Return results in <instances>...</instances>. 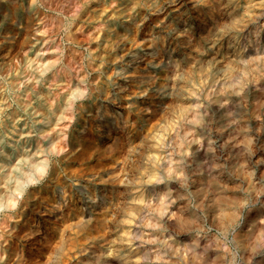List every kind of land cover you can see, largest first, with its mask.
Wrapping results in <instances>:
<instances>
[{
    "label": "rangeland",
    "instance_id": "374dc122",
    "mask_svg": "<svg viewBox=\"0 0 264 264\" xmlns=\"http://www.w3.org/2000/svg\"><path fill=\"white\" fill-rule=\"evenodd\" d=\"M55 1L6 17L0 33V176L14 173L0 191L16 200L0 207V264H75L94 241L114 264H263L264 0ZM181 41L197 47L190 64ZM60 71L70 76L57 82ZM47 127L66 143L48 154L36 146L50 145ZM204 181L217 185L203 195ZM219 193L231 202L223 209L210 202Z\"/></svg>",
    "mask_w": 264,
    "mask_h": 264
},
{
    "label": "bare ground",
    "instance_id": "6f19581e",
    "mask_svg": "<svg viewBox=\"0 0 264 264\" xmlns=\"http://www.w3.org/2000/svg\"><path fill=\"white\" fill-rule=\"evenodd\" d=\"M41 1V4H43V6H45L44 5V3H45V1H47V2H53V1H55V0H40ZM68 1H70V0H68ZM207 1V0H206ZM55 2H58V3H60V4H63V1H61V0H56ZM204 2H205V0H204ZM37 0H32L31 1V3H29L27 6L25 5V7H24V4H21V3H19L18 2V0H6V2L5 3H3V2H1L0 1V33L2 32V27H3V23H4V21H5V19H6V17H9V16H14V18H19L20 16H21V10L22 9H25V12L27 13V14H31V13H33V11H34V13L38 10V6H37ZM58 3H57V5H58ZM68 3V2H67ZM69 3H71V1L69 2ZM51 6L53 5V4H55L54 2H53V4H51V3H49ZM82 4V6L83 5H85V1L83 2V3H81ZM215 4V3H214ZM213 4V5H214ZM219 4V2L216 4V5H218ZM70 5V4H69ZM212 5V6H213ZM37 6V7H36ZM46 6H48V5H46ZM64 6V5H63ZM211 5H209V7H210ZM65 7V6H64ZM63 7V8H64ZM68 7V6H67ZM54 8V7H53ZM58 8V6H56V9ZM215 8V7H214ZM213 8V9H214ZM42 9V8H41ZM210 9V8H209ZM212 9V10H213ZM64 10H65V8H64ZM6 11H9V12H6ZM42 11V10H41ZM210 11V10H209ZM218 9H216V13H217V15H218ZM259 11H261V10H259ZM42 13V12H41ZM215 13V14H216ZM9 14V15H8ZM11 14V15H10ZM79 13H76L75 12V14H74V17H73V21H76L75 20V18H81V17H79V15H78ZM207 14H208V12H207ZM258 14V13H257ZM7 15V16H6ZM42 15V14H41ZM39 16H40V13H39ZM85 16V15H84ZM208 16H213V15H208ZM221 16V15H220ZM44 17V16H43ZM47 17H48V15H47ZM72 17V16H71ZM92 17V16H91ZM215 17V16H214ZM24 18H26V17H24ZM42 18V17H41ZM217 18L219 19V16H217ZM8 19H10V18H8ZM48 19V18H47ZM46 19V21H48ZM58 19V18H57ZM260 19V18H259ZM26 20V19H25ZM52 20V19H51ZM54 21H56L55 19H53ZM212 20V19H211ZM217 19H215L214 21H216ZM225 20V19H224ZM46 21H43V23L44 22H46ZM53 21V22H54ZM213 21V20H212ZM223 21V20H222ZM226 21V20H225ZM260 21H262V20H260ZM57 22V21H56ZM55 22V23H56ZM218 22V21H217ZM224 22V21H223ZM60 23H62V20H61V18L60 19H58V22H57V24H55L54 26V28H58L59 27V25H60ZM78 23V22H77ZM59 24V25H58ZM204 24V23H203ZM62 25H64V24H62ZM61 25V26H62ZM76 25V24H75ZM202 25V24H201ZM217 25H218V23H217ZM211 26V25H210ZM202 27H204L203 25H202ZM213 27V26H212ZM53 28V29H54ZM60 28V27H59ZM58 28V29H59ZM64 28V27H63ZM110 28V27H109ZM204 29V28H203ZM214 29V28H213ZM71 30V29H70ZM207 30V29H206ZM209 30V29H208ZM59 31V30H58ZM115 31H117V30H115ZM45 32V31H44ZM69 32V31H68ZM208 32V31H207ZM6 33V32H5ZM252 34V33H251ZM188 35H189V33H188ZM191 35V34H190ZM206 35H207V33H206ZM198 36H199V34H198ZM201 36H202V34H201ZM67 38H69V39H71L72 38V33H68L67 34V36H66ZM188 37V36H187ZM186 37V38H187ZM191 37V36H190ZM200 37V36H199ZM66 38V39H67ZM74 38V37H73ZM182 38H184L183 36H182ZM197 38V37H196ZM21 39V38H20ZM68 39V40H69ZM75 39H77L76 37H75ZM199 39V38H198ZM203 39V38H202ZM42 40V39H41ZM72 40V39H71ZM184 40V39H183ZM21 41V40H20ZM179 41V40H178ZM196 41V40H195ZM73 42V41H72ZM180 42V41H179ZM182 42V44H183V46H184V48H185V50H186V60H187V64H190V62H192L193 60V58H195V54H196V51L198 52V50H197V47H196V45H194V43H190V42H187V41H181ZM197 43V42H196ZM201 43V42H200ZM182 49V48H181ZM21 50V49H20ZM68 50V49H67ZM183 50V49H182ZM17 51V50H16ZM22 51V50H21ZM39 51V50H38ZM184 51V50H183ZM72 52V51H71ZM99 53V52H98ZM100 53H102V52H100ZM57 55V54H56ZM70 55V54H69ZM71 55H73V54H71ZM94 55V54H93ZM93 55H91V57L93 56ZM29 56V55H28ZM54 56V55H53ZM73 57H75V56H73ZM96 57V56H95ZM197 57V56H196ZM47 58V57H46ZM56 58V57H55ZM54 58V61L53 62H49L50 61V59H49V61H48V64H47V66H46V69H52L54 66H55V64H56V62H57V60L59 59V57H57V59H55ZM243 58V57H242ZM247 58V57H246ZM48 59V58H47ZM5 60H6V58H5ZM40 60V59H39ZM44 60V59H43ZM42 60V61H43ZM53 60V59H52ZM90 60V59H89ZM192 60V61H191ZM4 61V60H3ZM46 61V60H45ZM44 61V62H45ZM91 61V60H90ZM37 62V61H36ZM44 62H41L40 64L42 65V63H44ZM96 63V62H95ZM10 64V63H9ZM88 64V63H87ZM90 64V63H89ZM29 65V64H28ZM186 65V64H185ZM253 65V64H252ZM10 66V65H9ZM23 66H25V65H23ZM90 66V65H89ZM184 66V65H183ZM4 67H6V65H4L3 66V68ZM187 67H190V66H187ZM186 67V68H187ZM37 68V67H36ZM170 68V67H169ZM62 69V68H61ZM187 69H189V68H187ZM5 70V69H4ZM23 70V69H22ZM40 70V69H39ZM2 71V70H1ZM190 71V70H189ZM3 72V71H2ZM24 71H22L21 73H23ZM235 72V71H234ZM137 73V72H136ZM141 73V72H140ZM132 74V73H131ZM135 74V73H134ZM52 75H53V73H52ZM138 75H140L139 73H138ZM64 76H70L69 74L67 75V74H64L63 75V73L60 71L57 75H56V78H57V82H58V80L59 81H61V80H64L65 78H64ZM5 77V76H4ZM24 77V76H23ZM52 78H54L53 76H51ZM64 78V79H63ZM10 80V79H9ZM12 80V79H11ZM17 80H19V81H21L20 79H17ZM48 80V79H47ZM50 80V79H49ZM55 80V79H54ZM16 81V80H15ZM51 81H52V79H51ZM56 81V80H55ZM42 82V81H41ZM19 83H21V82H19ZM54 83V82H53ZM26 84V83H25ZM31 85V84H30ZM33 85V84H32ZM13 87V86H12ZM93 87V86H92ZM91 87V88H92ZM25 88V87H24ZM81 89V88H80ZM95 89V88H94ZM40 91V90H39ZM80 91V90H79ZM82 91H84L83 89H82ZM25 92V91H24ZM141 92V89H140V91H138V93H139V95L141 94L140 93ZM38 93V92H37ZM40 93V92H39ZM45 93V92H44ZM57 93V92H56ZM55 93V95H57ZM17 94V93H16ZM43 94V93H42ZM76 95H77V93H75ZM80 94H81V91H80ZM25 96V95H24ZM28 96V95H27ZM45 96V95H44ZM79 96H81V95H79ZM65 97V96H64ZM6 98V97H5ZM28 98V97H27ZM50 98H51V96H50ZM29 99V98H28ZM46 99V98H45ZM58 99H59V102H63V100H62V98H61V96L60 95H58ZM70 99V98H69ZM3 100V99H2ZM65 100V99H64ZM30 101V100H29ZM29 101L27 102L26 101V103L25 104H27V103H29ZM56 101V100H55ZM142 101V100H141ZM19 102V101H18ZM58 102V101H57ZM61 102V103H62ZM20 103V102H19ZM60 103V104H61ZM64 103V102H63ZM149 103V102H148ZM152 103V102H151ZM170 103V102H169ZM24 104V105H25ZM53 100L51 99V101H49L48 100V97H47V102H46V108H49V110H50V108L53 106ZM57 104V103H56ZM5 105H7V104H5ZM219 105H220V103H219ZM227 105V104H226ZM59 106V105H58ZM72 106H74L73 105V101L72 100H68V101H66L65 102V106H64V109L63 110H71L72 109ZM228 106V105H227ZM59 107H62V105L61 106H59ZM59 107H58V109H59ZM139 107V106H138ZM13 108V107H12ZM63 108V107H62ZM61 108V109H62ZM169 108V107H168ZM74 109V108H73ZM37 110V109H36ZM53 109H51V111H52ZM140 110V109H139ZM192 110V109H191ZM197 110V109H196ZM10 111H12V110H10ZM39 111H41V110H39ZM59 111V110H58ZM57 111V112H58ZM145 111V110H144ZM202 111V110H201ZM205 111V110H204ZM36 112V111H35ZM54 112V111H53ZM52 112V113H53ZM141 112V111H140ZM160 112V111H159ZM14 113V112H13ZM42 113V112H41ZM44 113V112H43ZM56 113V112H55ZM62 113H64V112H62ZM68 113V112H67ZM136 113V112H135ZM162 113V112H161ZM166 113V112H165ZM188 113V112H187ZM35 114V113H34ZM57 114V113H56ZM65 114L66 113H64V115L63 116H65ZM72 114V113H71ZM167 114H169L168 112H167ZM193 114H195V113H193ZM198 114H200V112L198 113ZM62 115V114H61ZM165 115V114H164ZM46 116V115H45ZM147 116V115H146ZM69 117V116H68ZM145 117V116H144ZM197 117H198V115H197ZM47 118H48V116H47ZM53 118H56V117H53ZM71 118V117H70ZM149 118V117H148ZM231 118V117H230ZM41 119V118H40ZM149 120V119H148ZM54 121V120H53ZM145 121H147V120H145ZM49 122V121H48ZM47 123V122H46ZM51 123V122H50ZM150 123V122H149ZM242 124V123H241ZM51 125V124H50ZM244 126V125H243ZM49 127V126H48ZM46 128V129H42L41 131H40V133H43L42 135H43V138H45V137H48L49 138V141H50V145L49 146H47V147H44V146H40L39 145V142L38 143H36V146H37V151H40L41 153H43V152H45L46 154H48L49 152H53L54 150H56V151H58V150H60L62 147H63V143L64 144H66L63 140H59V141H54V139L56 138L54 135H53V133L51 134V135H49L48 134V130H50V128ZM52 127V126H51ZM186 127V126H185ZM52 129V128H51ZM149 129V128H148ZM59 130V129H58ZM63 131V130H62ZM20 132V131H19ZM44 132H46L45 134H44ZM59 132V131H58ZM24 133V132H23ZM233 133H235V132H233ZM230 134V133H229ZM114 135V134H113ZM239 135H241V134H239ZM238 135V136H239ZM60 136H62V135H60ZM59 136V137H60ZM144 136V135H143ZM242 136V135H241ZM224 137V136H223ZM61 138H63V136L61 137ZM209 138V137H208ZM239 138V137H238ZM211 139V138H210ZM37 141V140H36ZM109 143V142H108ZM225 143V142H224ZM85 144V143H84ZM132 144V143H131ZM197 144V143H196ZM199 144V143H198ZM197 144V145H198ZM202 144V143H201ZM144 145V144H143ZM209 145H211V144H209ZM65 146V145H64ZM212 146V145H211ZM202 147H205L204 146V144H203V146ZM122 148V147H121ZM127 148V147H126ZM197 148V147H196ZM214 148V147H213ZM235 148V147H234ZM131 149V148H130ZM126 151V150H125ZM17 152V151H16ZM40 152H38V153H40ZM141 152V151H140ZM37 153V154H38ZM142 153V152H141ZM216 153V152H215ZM240 154V153H239ZM139 155V154H138ZM170 155H172V154H170ZM201 155H202V153H201ZM23 156H24V154H23ZM88 156V155H87ZM15 157V156H14ZM41 157V156H40ZM17 158V157H16ZM137 158V157H136ZM140 158V157H139ZM238 158V157H237ZM239 158H240V156H239ZM242 158V157H241ZM38 159V158H37ZM232 159H234V158H232ZM29 160V159H28ZM137 160V159H136ZM140 160V159H139ZM204 160V159H203ZM129 161V160H128ZM133 161V160H132ZM213 161V160H212ZM232 161V160H231ZM30 162H31V160H30ZM37 162V161H36ZM148 162V161H147ZM230 162V161H229ZM103 163V162H102ZM122 163V162H121ZM125 163V162H124ZM241 163V162H240ZM30 164V163H29ZM35 164V165H34ZM204 164H206V163H204ZM215 164V166H217L216 165V163H214ZM12 165V164H11ZM103 165V164H102ZM124 165V164H123ZM213 165V164H212ZM29 167H31L32 168V170L34 169H36L37 170V172H38V177H40L41 175H43L44 173H48V177H51V179L50 180H52L53 178H54V172L50 169V170H48V168H46V166H45V163H42V164H40V166L38 165V163H32ZM138 168V167H137ZM170 168V167H169ZM22 169V168H21ZM129 169V168H128ZM173 169V168H172ZM64 170V169H63ZM120 170V169H119ZM166 170V169H165ZM168 170V169H167ZM244 170V169H243ZM26 171V170H25ZM124 171V170H123ZM3 172V171H2ZM5 172V171H4ZM10 172V171H9ZM22 172V171H21ZM27 172H29V171H27ZM27 172H25L26 174H27ZM120 172V171H119ZM170 172V171H169ZM168 172V173H169ZM172 172V171H171ZM36 173V172H35ZM23 174V173H22ZM29 174V173H28ZM28 174H27V176H28ZM36 175V174H35ZM8 174L7 175H4V177H3V175H2V177H3V181L1 180L0 181V184H1V182H3L2 184H3V186H1V188H8V181L10 180V178H12L13 176H14V173H11L10 174V176H8ZM36 176V177H37ZM59 176V175H58ZM119 176V175H118ZM205 176L206 175H204V179H205ZM213 176V175H212ZM211 176V177H212ZM1 177V176H0ZM1 177V178H2ZM102 177V176H101ZM104 177V176H103ZM210 177V178H211ZM15 178V177H14ZM18 178V177H17ZM31 178V177H30ZM56 178V177H55ZM190 178V177H189ZM200 178V177H199ZM20 178H18V182L16 183L15 181V183L14 184H17L15 187H16V189H18V190H20V192H22L23 191V189H22V187H18V184H20L19 183V180ZM22 179V178H21ZM100 179V178H99ZM103 179V178H102ZM104 179H106V178H104ZM206 179H207V177H206ZM206 179H205V181H206ZM212 179V178H211ZM218 179V178H217ZM255 179V178H254ZM120 180H121V178H120ZM123 180V179H122ZM121 180V181H122ZM196 180V179H195ZM194 180V181H195ZM22 181H23V179H22ZM28 181V180H27ZM56 181H58V179H56ZM96 181V180H95ZM94 181V182H95ZM105 181V180H104ZM204 181V184H205V188H202L201 189V191H202V193H203V195L204 194H206V190H210V189H213V188H216L215 186L217 185H215L214 183H212V182H210V181H207V183ZM218 181H220V182H223V181H221V180H218ZM29 182V181H28ZM113 182V181H112ZM186 182V181H185ZM231 182V181H230ZM22 183H24V182H22ZM21 183V184H22ZM176 183V182H175ZM224 183V182H223ZM1 184V185H2ZM14 184H13V187H14ZM198 184V183H197ZM227 184V183H226ZM230 184V183H229ZM221 185V184H220ZM11 186V185H10ZM61 186V185H60ZM119 186V185H118ZM196 186V185H195ZM194 186V187H195ZM120 188V187H119ZM126 188V187H125ZM221 188L223 189V187L221 186ZM8 189H10V188H8ZM14 189V188H13ZM13 189H11V190H13ZM62 189V188H61ZM60 189V190H61ZM99 189H101V188H99ZM122 189V188H121ZM118 190V189H117ZM124 190V189H123ZM126 190V189H125ZM218 190H220V188L218 189ZM6 189L4 190L3 189V191H0V207L1 206H6V207H11V206H13V205H15V199L12 197L13 196V194H12V196H10V194L9 195H7L6 196ZM66 191V190H65ZM93 191V190H92ZM128 191V190H127ZM13 192H14V190H13ZM62 192V191H61ZM63 192H64V190H63ZM195 192H197V191H195ZM208 192V191H207ZM213 192V191H212ZM7 193H8V191H7ZM33 193V192H32ZM124 193V192H123ZM127 193V192H126ZM201 193V194H202ZM210 192H208V194H209ZM17 194H18V192H17ZM34 194V193H33ZM94 194V193H93ZM122 190H119V191H116V195H115V199H114V204H115V206L114 205H112L113 206V208H121V202L122 201H124V197H121L122 195ZM197 194V193H196ZM195 194V195H196ZM200 194V193H199ZM212 194H215V193H212ZM224 194V195H223ZM221 193V195H222V197H220V193L218 194V196L216 195L215 197H213V198H211L210 199V202L212 203V205L214 206V208L215 207H217V208H219V209H223V207L227 204V203H231L230 201H229V197L228 196H226V194L225 193ZM65 195V194H64ZM104 195V194H103ZM198 195V194H197ZM202 195V196H203ZM42 196V195H41ZM208 196V195H207ZM213 196V195H212ZM29 196L27 195L26 197H25V199L24 198H22V200L24 201V200H26L27 198H28ZM32 197V196H31ZM94 197V196H93ZM197 197V196H196ZM199 197H201V196H199ZM239 197V196H238ZM21 198V197H20ZM40 198V197H39ZM89 198H90V195H89ZM91 198H92V196H91ZM109 198V197H108ZM122 198H124L123 200H122ZM203 198V197H202ZM207 198V197H206ZM206 198H205V201H206ZM209 198H210V196H209ZM208 198V199H209ZM17 199V198H16ZM30 199V198H29ZM95 199V198H94ZM18 200L19 199H17V202H18ZM22 200H20V201H22ZM103 200V199H102ZM27 201V200H26ZM100 201H101V199H100ZM172 201V200H171ZM201 201H203V200H201ZM88 202V201H87ZM96 202V201H95ZM99 202V201H98ZM182 202H184V201H182ZM181 202V203H182ZM207 202V201H206ZM33 203V202H32ZM52 203H54V202H52ZM101 203V202H100ZM106 203V202H105ZM167 203V202H166ZM172 203V202H171ZM185 203H186V201H185ZM209 203V202H208ZM236 203V202H235ZM234 203V204H235ZM240 203V202H239ZM24 204H26V203H24ZM179 204V203H178ZM200 204H201V202H200ZM22 205V204H21ZM34 205V204H33ZM102 205V204H101ZM144 205V204H143ZM148 205V204H147ZM170 205V204H169ZM184 205V204H183ZM207 205V204H206ZM206 205H205V207H206ZM111 206V205H110ZM123 206V205H122ZM163 206V205H162ZM161 206V207H162ZM181 206V205H180ZM187 206V205H186ZM202 206V205H201ZM235 206V205H234ZM168 207V206H167ZM12 208V207H11ZM22 208V207H21ZM49 208V207H48ZM54 208V207H53ZM83 208V207H82ZM103 208V207H102ZM143 208H144V206H143ZM164 208V207H163ZM182 208H185V206L184 207H182ZM80 209V208H79ZM99 209V208H98ZM112 209V208H111ZM114 209V210H115ZM149 209H151V208H149ZM160 209V208H159ZM166 208H164L163 210H165ZM170 210H171V207L169 208ZM174 209H175V205H174ZM178 209V208H177ZM206 209V208H205ZM232 209V208H231ZM51 210V209H50ZM94 210V209H93ZM97 210V209H96ZM179 210V209H178ZM183 210V209H182ZM208 210V209H207ZM229 210H230V208H229ZM52 211V210H51ZM112 212H113V210H111ZM117 211V210H116ZM115 211V212H116ZM119 211V210H118ZM185 211H186V209H185ZM210 211V210H209ZM217 211V210H216ZM221 211V210H220ZM227 211H228V208H227ZM96 212V211H95ZM101 212V211H100ZM149 212V211H148ZM151 212V211H150ZM161 212V211H160ZM159 212V213H160ZM167 212V211H166ZM171 212V211H170ZM181 213H182V211H180ZM226 212V211H225ZM233 212V211H232ZM111 213V212H110ZM163 213V212H162ZM192 213H194V211L193 212H191V214ZM236 213H238V212H236ZM18 214V213H17ZM87 214V213H86ZM101 214V213H100ZM112 214V213H111ZM113 214H115L114 212H113ZM118 214V213H117ZM195 214V213H194ZM220 214V213H219ZM218 214V215H219ZM82 215V214H81ZM97 215V214H96ZM156 215V214H155ZM164 215V214H163ZM174 215V214H173ZM182 215V214H181ZM187 214H185V216H186ZM226 215V214H225ZM232 215V214H231ZM263 215V214H262ZM9 216H11V215H9ZM100 216V215H99ZM109 216H111V215H109ZM115 216V215H114ZM228 216L230 217V214H228ZM233 216V215H232ZM237 216V215H236ZM83 217V216H82ZM108 217V216H107ZM111 217H113V215L111 216ZM156 217H157V215H156ZM163 217H165V216H163ZM171 217V216H170ZM173 217V216H172ZM187 217V216H186ZM193 218H194V216H192ZM8 218H11V217H8ZM160 218V217H159ZM158 218V219H159ZM166 218H167V216H166ZM237 218V217H236ZM113 219V218H112ZM157 219V220H158ZM170 219V218H169ZM183 219H185V218H183V217H179L178 218V220H179V222H181V221H183ZM231 220L233 219V217H231L230 218ZM235 219V218H234ZM72 220V219H71ZM90 220V219H89ZM171 220H173V218L171 219ZM186 220V219H185ZM188 220H190L189 218H188ZM188 220H186L187 221V223H189L188 222ZM226 220H228V218H226ZM231 220H230V222H231ZM5 221H7V220H5ZM4 221V222H5ZM92 221H93V219H92ZM111 221H113L114 222V219L113 220H111ZM174 221V220H173ZM191 221V220H190ZM220 221H222V220H220ZM3 222V223H4ZM108 222V221H107ZM166 222V221H165ZM164 222V223H165ZM172 222V221H171ZM217 222H218V220H217ZM229 222V223H230ZM3 223H2V225H3ZM8 223V222H7ZM30 223H32V221L30 222ZM91 223V222H90ZM97 223V222H96ZM167 223V222H166ZM165 223V224H166ZM175 223H177V222H175ZM186 223V222H185ZM185 223H184V225H182L183 227L185 226ZM196 223V222H195ZM220 223V222H219ZM222 223V222H221ZM232 223V222H231ZM5 224V223H4ZM38 224V223H37ZM70 224V223H69ZM77 224V223H76ZM105 224H106V222H105ZM107 224H109V223H107ZM106 224V225H107ZM158 224V223H157ZM162 224V223H161ZM171 224V223H170ZM224 224V223H223ZM6 225V224H5ZM105 225V226H106ZM134 225V224H133ZM163 225V224H162ZM161 225V226H162ZM221 225V224H220ZM226 225V224H225ZM230 225V224H229ZM228 225V226H229ZM37 226V225H36ZM104 226V227H105ZM135 226V225H134ZM134 226H132V227H134ZM139 226V225H138ZM158 226H160V225H158ZM6 227V226H5ZM4 227V228H5ZM35 227V226H34ZM72 227V226H71ZM97 227H99V226H97ZM109 227V226H108ZM108 227H105V231H106V233L107 232H110L111 231V229L110 228H108ZM131 227V228H132ZM186 227V226H185ZM189 227V226H188ZM190 227H191V225H190ZM25 228V227H24ZM60 228V227H59ZM135 228V227H134ZM138 228V227H137ZM232 228V227H231ZM256 228V227H255ZM3 229V228H2ZM1 229V230H2ZM36 229V228H35ZM101 229V228H100ZM110 229V230H109ZM139 229V228H138ZM141 229V228H140ZM163 229H165V228H163ZM173 229V228H172ZM257 229H259V227L257 228ZM10 230V229H9ZM28 230V228L26 229V231ZM29 231L30 230H28V232H26V233H29ZM32 231V230H31ZM35 231H37V230H35ZM34 231V232H35ZM105 231H104V233H105ZM136 231V230H135ZM138 231V230H137ZM147 231V230H146ZM2 232V231H1ZM21 232V231H20ZM19 232V230H18V233H20ZM38 232V231H37ZM77 232H79V231H77ZM85 232V231H84ZM92 232H94V231H92ZM175 232V231H174ZM254 232H256L255 230H254ZM253 232V233H254ZM262 232H263V230H262ZM14 233H16V232H14ZM25 233V234H26ZM136 233V232H135ZM167 233V232H166ZM24 234V235H25ZM31 234H33V233H31ZM88 234H89V232H88ZM91 234V233H90ZM164 234H165V232H164ZM57 235V234H56ZM107 235V234H106ZM169 235H170V233H169ZM169 235H167V236H169ZM253 235V234H252ZM1 236V235H0ZM18 236V235H17ZM26 236H27V234H26ZM78 236V235H77ZM110 236V235H109ZM109 236L107 237V238H109ZM165 236V235H164ZM255 236V235H254ZM22 237H24L25 238V236H22ZM27 237H29V235L27 236ZM74 237V236H73ZM101 237L102 238H106V236H105V234H102L101 235ZM162 237H163V235H162ZM201 237V236H200ZM256 237H258L257 235H256ZM261 237V236H260ZM5 237H3V239H4ZM91 238V237H90ZM106 238V239H107ZM157 238H159V237H157ZM243 238V237H242ZM246 238V237H245ZM57 239V238H56ZM139 239V238H138ZM237 239H238V237H237ZM251 239H252V237H251ZM5 240V239H4ZM137 240V239H136ZM167 240V239H166ZM172 240V239H171ZM186 240V239H185ZM204 240V239H203ZM74 241H76V240H74ZM92 241V240H91ZM106 241H108V239L106 240ZM158 241V240H157ZM242 241H244L243 239H242ZM251 241V240H250ZM88 242V241H87ZM135 242V241H134ZM133 242V243H134ZM137 242V241H136ZM140 242V241H139ZM159 242H161V241H159ZM169 242V241H168ZM253 242V241H252ZM252 242H250V243H252ZM12 243V242H11ZM10 243V244H11ZM76 243V242H75ZM166 243V242H165ZM240 243V242H239ZM1 244V243H0ZM15 244V243H14ZM81 244V243H80ZM132 244V243H131ZM161 244H162V242H161ZM186 244V243H185ZM242 244H243V242H242ZM241 244V245H242ZM203 245V244H202ZM137 246V245H136ZM139 246V245H138ZM137 246V247H138ZM159 246H161V245H159ZM163 246H165V245H163ZM171 246V245H170ZM170 246H169V248H170ZM184 246H186V245H184ZM11 247V246H10ZM16 247V246H15ZM77 247V246H76ZM85 247H87L88 248V250H89V255H84V253L82 252L83 251V249L85 248ZM141 247V246H140ZM243 247V246H242ZM1 248V247H0ZM14 248V247H13ZM157 248H159V247H157ZM163 249H164V247H162ZM173 248V247H172ZM191 248V247H190ZM244 248V247H243ZM249 248V247H248ZM8 249V248H7ZM140 249V248H139ZM142 249H144V248H142ZM15 250H17L16 248H15ZM102 250V249H101ZM101 250H100V248H99V246H98V244L94 241V242H92V244H81L80 246H79V248L76 250L77 251V253H76V257H78V259H76L75 260V264H114V263H116L115 261L113 262L112 260H108V259H103L102 258V253H101ZM173 250V249H172ZM2 252H3V250H1ZM9 251V250H8ZM71 251H73V249L71 250ZM70 251V252H71ZM75 251V250H74ZM86 251V250H85ZM127 251V250H126ZM160 251H162V250H160ZM164 251V250H163ZM197 251V250H196ZM1 252V253H2ZM15 252V251H14ZM13 252V253H14ZM144 252V251H143ZM165 252V251H164ZM166 252H169V251H167L166 250ZM177 252H179V251H177ZM247 252V251H246ZM245 252V253H246ZM4 254H6L5 252H3ZM13 253H12V257H13ZM16 254H17V252H15ZM124 253H126V255H127V252H124ZM16 254H14V256L16 255ZM147 254V253H146ZM200 254V253H199ZM7 255V254H6ZM125 255V254H124ZM124 255H122V256H124ZM160 255H162V254H160ZM247 255H248V253H247ZM10 256V255H9ZM163 256V255H162ZM171 256H174L173 254L171 255ZM176 256V255H175ZM183 256V255H182ZM0 257H1V254H0ZM11 257V258H12ZM151 257V256H150ZM169 257V256H168ZM250 257V256H249ZM148 258V257H147ZM157 258H159V257H157ZM164 258V257H163ZM170 258V257H169ZM185 258H186V256H185ZM12 260H13V258H12ZM17 260H18V258H17ZM16 259H15V261H17ZM130 260H132V259H130ZM147 260V259H146ZM160 261H161V259H159ZM187 260V259H186ZM200 260V259H199ZM211 260V259H210ZM143 261V260H142ZM153 261H155V260H153ZM164 261V260H163ZM173 261V260H172ZM3 262V261H2ZM7 262V261H6ZM51 262V261H50ZM144 262V261H143ZM148 262V261H147ZM152 262V261H151ZM165 262H166V260H165ZM178 262V261H177ZM13 263V262H12ZM124 263H127V261H125ZM150 263V262H149ZM153 263V262H152ZM168 263V262H167ZM171 263V262H170ZM210 263V262H209ZM228 263V262H227ZM14 264H16V263H14ZM47 264H49V262L47 263ZM137 264V263H136ZM153 264H163V262L161 263H159V261L158 262H155V263H153ZM257 264V263H256ZM264 264V263H263Z\"/></svg>",
    "mask_w": 264,
    "mask_h": 264
}]
</instances>
